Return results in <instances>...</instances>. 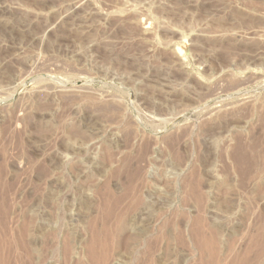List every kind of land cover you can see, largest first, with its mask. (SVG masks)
<instances>
[{"label": "rangeland", "instance_id": "rangeland-1", "mask_svg": "<svg viewBox=\"0 0 264 264\" xmlns=\"http://www.w3.org/2000/svg\"><path fill=\"white\" fill-rule=\"evenodd\" d=\"M0 264H264V0H0Z\"/></svg>", "mask_w": 264, "mask_h": 264}, {"label": "bare ground", "instance_id": "bare-ground-1", "mask_svg": "<svg viewBox=\"0 0 264 264\" xmlns=\"http://www.w3.org/2000/svg\"><path fill=\"white\" fill-rule=\"evenodd\" d=\"M21 230V229H20ZM19 233H20V231H19ZM22 233V232H21ZM24 233V232H23ZM20 235V234H19ZM23 237V236H22ZM21 239H23V238H21Z\"/></svg>", "mask_w": 264, "mask_h": 264}]
</instances>
